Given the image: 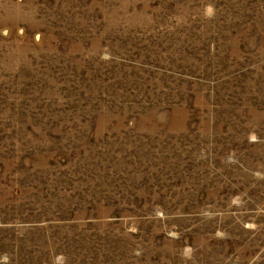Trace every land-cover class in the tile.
Listing matches in <instances>:
<instances>
[{
	"label": "rangeland",
	"instance_id": "374dc122",
	"mask_svg": "<svg viewBox=\"0 0 264 264\" xmlns=\"http://www.w3.org/2000/svg\"><path fill=\"white\" fill-rule=\"evenodd\" d=\"M0 264H264V0H0Z\"/></svg>",
	"mask_w": 264,
	"mask_h": 264
}]
</instances>
